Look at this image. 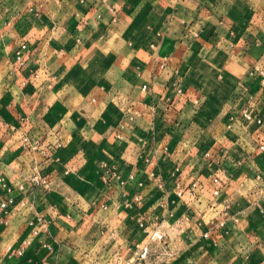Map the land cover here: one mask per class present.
<instances>
[{
  "label": "crops",
  "instance_id": "crops-1",
  "mask_svg": "<svg viewBox=\"0 0 264 264\" xmlns=\"http://www.w3.org/2000/svg\"><path fill=\"white\" fill-rule=\"evenodd\" d=\"M263 76L264 0H0V264H264Z\"/></svg>",
  "mask_w": 264,
  "mask_h": 264
},
{
  "label": "built area",
  "instance_id": "built-area-1",
  "mask_svg": "<svg viewBox=\"0 0 264 264\" xmlns=\"http://www.w3.org/2000/svg\"><path fill=\"white\" fill-rule=\"evenodd\" d=\"M26 51H27V46L25 44H21L19 46L18 50L14 54L15 62L17 64V66H19L20 68H22L25 64L24 55H25ZM262 84H264V76H263ZM143 90H145V87H143ZM177 93H181V90L177 89ZM241 117L246 122H253L258 127L262 126V124L264 122V120L262 118L257 117L253 113L248 112V111H244L242 113ZM23 142H24L25 148L28 150L36 147V143L34 145H32L30 143L29 139L27 138V136H25L23 138ZM55 145L59 146V143H56ZM258 149L261 151H264V143L261 144L258 147ZM204 157L209 158L210 157L209 153H205ZM146 162L149 163L148 160H146ZM106 173H109V171L107 170ZM111 175H112V177H114L116 179L119 178L114 171H112ZM28 182L30 183L31 186H40V187H44V188L48 187V182L46 181V179L43 176H41L39 172H36L35 170L33 172V175L29 178ZM120 184H123V182L120 181ZM211 185H212L211 195H212V197L217 199L221 194V189H222L221 180L217 176H214L211 178ZM196 189H197V185L192 184L189 187V189L187 190V194L190 196L194 195ZM11 194H12L11 186L6 182V180L3 177H0V219H3L5 216H7L8 213L10 212V209L12 207H14V205H15V200ZM181 195H182V193H181V191H179L178 196H181ZM27 203L28 202L21 201L20 205L22 207H24ZM217 206H218L217 202L214 201L213 205L211 206L213 211L216 210ZM32 224L33 223H31V225ZM217 226L223 227L224 223L222 221H220ZM206 236L207 235H204V237H206ZM164 238H165V233L161 232L157 226L153 228V230L150 234V237H149L150 241H158V242L163 241ZM21 253H22V250L18 251L19 255H21ZM148 253H149L148 244H146L144 246L136 245V252L134 253V255L130 259L125 260V261L119 259L116 262V264H136L137 262L144 261L148 255Z\"/></svg>",
  "mask_w": 264,
  "mask_h": 264
}]
</instances>
